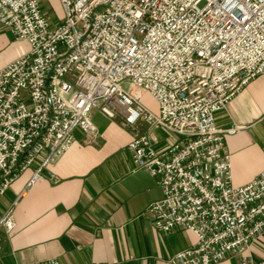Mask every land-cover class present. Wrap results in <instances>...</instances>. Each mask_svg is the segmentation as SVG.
Returning a JSON list of instances; mask_svg holds the SVG:
<instances>
[{
  "label": "built area",
  "instance_id": "1",
  "mask_svg": "<svg viewBox=\"0 0 264 264\" xmlns=\"http://www.w3.org/2000/svg\"><path fill=\"white\" fill-rule=\"evenodd\" d=\"M59 2L63 17L52 26L40 0H0V26L29 44L0 69V199L44 154L24 191L42 178L75 130L96 144L100 110L129 130L134 170L158 179L162 198L148 207L155 227L195 235L172 264L229 256L264 264L253 252L264 243V169L236 185L226 141L238 128L216 124L264 74V0ZM146 94L157 111L143 103ZM159 129L176 140L157 148ZM15 226L11 207L0 227Z\"/></svg>",
  "mask_w": 264,
  "mask_h": 264
},
{
  "label": "crops",
  "instance_id": "2",
  "mask_svg": "<svg viewBox=\"0 0 264 264\" xmlns=\"http://www.w3.org/2000/svg\"><path fill=\"white\" fill-rule=\"evenodd\" d=\"M40 3L51 25L59 24L63 17L59 0ZM28 50V42L0 26V69ZM93 118L99 129L96 144H88L84 132L75 130L71 147L43 170L31 188L24 191L44 154L1 197L0 218L12 207L16 226L10 232L0 227V264L53 259L60 264H172L173 254L195 242L190 231L164 233L155 227L148 207L162 198L158 179L134 170L127 128L100 110H94ZM216 124L238 128L226 144L234 182L245 185L264 169V74L216 114ZM153 135L159 149L177 138L163 129ZM253 252L264 257L259 244ZM218 264L240 263L238 257L229 256Z\"/></svg>",
  "mask_w": 264,
  "mask_h": 264
},
{
  "label": "rangeland",
  "instance_id": "3",
  "mask_svg": "<svg viewBox=\"0 0 264 264\" xmlns=\"http://www.w3.org/2000/svg\"><path fill=\"white\" fill-rule=\"evenodd\" d=\"M204 3H201L200 6L202 7ZM63 12V10H62ZM143 103L148 106L150 109L157 111L158 110V103L155 99H153L149 94L145 95L143 98ZM171 134V133H168ZM259 245L264 249V243H259Z\"/></svg>",
  "mask_w": 264,
  "mask_h": 264
}]
</instances>
